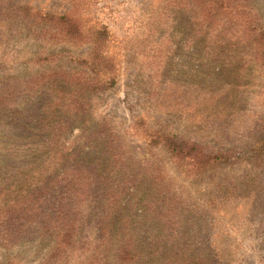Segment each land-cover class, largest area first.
I'll return each instance as SVG.
<instances>
[{
  "label": "rangeland",
  "instance_id": "374dc122",
  "mask_svg": "<svg viewBox=\"0 0 264 264\" xmlns=\"http://www.w3.org/2000/svg\"><path fill=\"white\" fill-rule=\"evenodd\" d=\"M16 4L29 5L44 15L72 11L81 18L85 32L107 30L103 54L112 60L115 73L102 72L98 79L109 82L115 77V84L89 92L86 108L97 124L105 123L110 134L126 144L124 152H130L138 166L156 163L161 177L168 178L180 202V248L199 255L206 264H264V155L256 156L248 149L264 138V40L254 44L249 40L242 47L241 61L234 66H242V72L235 73L233 68L219 78L214 76L217 71L213 75L195 72L199 57L191 55V43L180 44L175 12L171 19L155 21L154 13L159 8L163 11L170 0H0V170L5 171L28 169L25 162L38 160L43 152L15 147L16 140L7 129L33 141L45 137L52 142L58 93L72 92L69 83H63L66 73L89 71L76 61L90 65L86 58L91 53L89 44L59 43L54 31L45 32L44 25L33 20L23 21L11 8ZM255 4L253 37L264 35V0ZM188 22L187 28L195 27ZM211 48L204 47L211 55L219 54L217 47ZM237 76L249 86L236 88ZM80 130L62 138V147L80 146ZM164 132L182 134L206 151L221 147L239 154L201 171L197 165L189 166L188 159L177 163L163 144L152 145ZM50 149L44 163L32 166L37 172L54 168L55 154ZM39 179L40 175L34 176L32 182L12 189L0 199V210L31 191ZM145 182L128 192L109 216L111 235L100 249L108 264L114 263L123 237V219L139 225L142 208L147 204L151 211L157 204L147 198L139 204L144 196L153 195ZM43 208L50 211L47 205ZM82 211L87 213L88 208ZM37 220L43 225L46 217ZM96 235L86 224L73 237V245L61 253L63 263L58 264H86L89 251L97 247ZM50 252L51 243L45 240L19 247L0 244V264H43Z\"/></svg>",
  "mask_w": 264,
  "mask_h": 264
},
{
  "label": "trees",
  "instance_id": "16d2710c",
  "mask_svg": "<svg viewBox=\"0 0 264 264\" xmlns=\"http://www.w3.org/2000/svg\"><path fill=\"white\" fill-rule=\"evenodd\" d=\"M16 6L11 8L19 13V17L23 16V21L33 20L38 25H44L45 32L54 31L59 43L89 44L91 53L86 58L90 65L79 58L76 61L81 66H88L89 71L73 69L71 71L74 72L66 73L63 83H69L72 92L58 93L60 101L55 108L52 142L49 143L45 137L33 141L30 136L21 137L14 134L15 130L7 129L16 140L15 147H26L27 150L38 148L37 151L41 148L43 152L38 160L25 162L23 166H30L28 169L0 170V199L40 175L31 191L22 193L25 195L0 210V244L3 247H19L38 240L49 241L51 252L43 264L63 263L61 253L73 245V237L83 232L86 224L90 223L97 234V247L89 251L86 264H108L101 257L100 249L108 243L111 235L113 225L108 224L109 216L128 192L138 189L136 186L146 180L153 195L144 196L139 204L145 203V198L157 204H153L151 211L147 204L142 208L139 225L123 219V237L113 264H140L138 260L141 264H206L199 255H189L180 248L183 224L178 211L180 202L172 186L166 182L168 178L161 177L159 165L138 166V161L130 152H124L126 144L112 136L105 123L97 124L86 108L89 92L100 88L104 90L115 84V77L109 82L98 79L102 72L113 76L115 73L112 60L103 54L108 40L107 30L85 32L81 18L72 11L44 15L29 5ZM162 10L154 13L155 21L161 17L171 19L170 15L175 12V30L180 34V44L184 41L191 43V55L199 57L195 72L200 74L208 72L213 75L217 71L214 76L220 78L233 68L235 73L242 72V66L234 67L241 61L242 47L249 40L252 44L264 40L263 34L256 37L251 34V28L256 26L254 22L257 21L255 0H170V4ZM186 13L190 15L188 19L184 18ZM188 21L195 23V27L187 28ZM205 45L211 51V47H217L219 54L206 52ZM262 54L264 56V52ZM206 57L210 58L207 64L204 63ZM237 77L236 88L249 86L241 76ZM65 112L64 117L62 114ZM77 128H81V145L72 150L62 147V138L73 134ZM181 135L164 132L159 140L155 138L152 141V145L163 144L177 163L188 159L189 166L196 168L197 165L201 171L212 168L213 163L223 165L236 158L238 153L221 147L211 152L207 149V152L197 141H187L188 138ZM51 147L50 151L54 150L55 154L54 168L48 172H37V167L32 166L44 163ZM248 149L256 156L264 155V138L258 139ZM45 205L50 208L49 212L43 210ZM83 207L88 208L87 213L82 211ZM39 217H46L43 225L37 220ZM38 234L40 237H35Z\"/></svg>",
  "mask_w": 264,
  "mask_h": 264
}]
</instances>
